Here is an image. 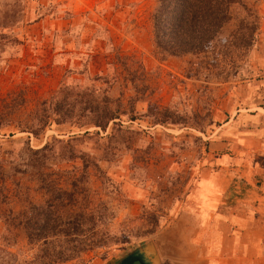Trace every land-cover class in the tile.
I'll list each match as a JSON object with an SVG mask.
<instances>
[{
  "label": "rangeland",
  "instance_id": "1",
  "mask_svg": "<svg viewBox=\"0 0 264 264\" xmlns=\"http://www.w3.org/2000/svg\"><path fill=\"white\" fill-rule=\"evenodd\" d=\"M155 1L0 0V264H109L147 239L181 264L208 173L264 183V0L179 56L153 46ZM64 87V122L50 108L37 138L21 131ZM96 105L119 110L104 129Z\"/></svg>",
  "mask_w": 264,
  "mask_h": 264
},
{
  "label": "crops",
  "instance_id": "2",
  "mask_svg": "<svg viewBox=\"0 0 264 264\" xmlns=\"http://www.w3.org/2000/svg\"><path fill=\"white\" fill-rule=\"evenodd\" d=\"M236 169L208 173L212 191L198 195L200 209L185 212L196 233L181 264H264V183Z\"/></svg>",
  "mask_w": 264,
  "mask_h": 264
},
{
  "label": "trees",
  "instance_id": "3",
  "mask_svg": "<svg viewBox=\"0 0 264 264\" xmlns=\"http://www.w3.org/2000/svg\"><path fill=\"white\" fill-rule=\"evenodd\" d=\"M242 2V0H156L150 16L152 42L155 50L173 56L204 52L223 26L231 19L233 4L242 5ZM254 18L257 21L258 15L255 14ZM96 78H101V76L97 75ZM63 90L65 87L59 88L57 94H62ZM67 99L68 95H61V97L59 95L58 98L53 96L49 101L47 99L40 101L31 110L30 119L20 126V130L30 132L37 138L49 121L47 112L50 108L59 115V118H55V123L62 124L64 118L60 117L69 114L74 108ZM89 107L93 110L100 108L99 118L94 123L101 129H104L105 122L117 117L119 113V110L110 112L106 106ZM84 134H88V132L86 131ZM46 150L47 145L38 149L28 148L27 153L33 157L30 158L31 160L28 159V163L43 161ZM256 161L264 167V157ZM88 219L93 221L95 216L89 214ZM79 233L80 231L75 227L71 232L76 235ZM92 233L91 238L95 235L94 232ZM93 239H90L91 243L96 241Z\"/></svg>",
  "mask_w": 264,
  "mask_h": 264
},
{
  "label": "water",
  "instance_id": "4",
  "mask_svg": "<svg viewBox=\"0 0 264 264\" xmlns=\"http://www.w3.org/2000/svg\"><path fill=\"white\" fill-rule=\"evenodd\" d=\"M109 264H161L152 239L143 240L130 247Z\"/></svg>",
  "mask_w": 264,
  "mask_h": 264
}]
</instances>
